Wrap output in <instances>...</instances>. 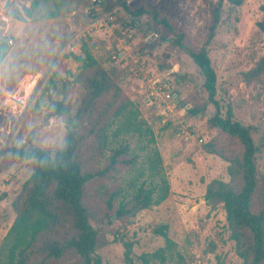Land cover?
Returning <instances> with one entry per match:
<instances>
[{
    "label": "rangeland",
    "instance_id": "obj_1",
    "mask_svg": "<svg viewBox=\"0 0 264 264\" xmlns=\"http://www.w3.org/2000/svg\"><path fill=\"white\" fill-rule=\"evenodd\" d=\"M6 1L0 0V38L9 45L0 62V151L15 144L19 135L24 143L30 138L32 144L49 152L62 145L65 119L47 117V94L53 91L48 92L47 87L58 63L65 64L67 98L75 108L83 95V89L74 83L81 64L70 53L81 55L83 44H87L101 62L111 60L127 70L121 86L151 129L148 134L111 137L106 156L111 148L126 142L137 163L107 184L120 186L128 200L134 192L129 184L143 171L137 185L153 187L159 178L149 175L147 158L155 148L161 154L163 173L170 184L167 198L128 220L118 219L116 213L111 223L100 219L97 253L101 264H144V255L149 264H242L222 205L210 204L205 198L212 180L228 181L229 176L227 162L203 149L217 135L207 124L214 106L208 100L203 76L179 48L163 44L161 35L167 31L149 16L139 20L127 15L121 4L136 7L144 0H57V17L48 16L55 0H40L32 17L26 15L25 7L33 0H11L4 8ZM216 1L146 0V6L170 14L176 27L185 32L186 42L199 49ZM263 19L264 0L226 4L210 47L218 98L224 104L230 102L237 119L253 127L257 142L264 141V84L243 81L241 73L251 69L263 54L264 34L257 26ZM184 100L188 101L185 105ZM195 105L205 110L191 113ZM257 163L264 175V147ZM33 167V162L13 160L6 153L0 157V248L16 216L13 202ZM161 225H167L171 243L155 233ZM0 264H8L5 256Z\"/></svg>",
    "mask_w": 264,
    "mask_h": 264
},
{
    "label": "trees",
    "instance_id": "obj_2",
    "mask_svg": "<svg viewBox=\"0 0 264 264\" xmlns=\"http://www.w3.org/2000/svg\"><path fill=\"white\" fill-rule=\"evenodd\" d=\"M39 1L33 0L30 7H25L28 17L34 15ZM243 3L244 0H217L212 4L206 38L196 49L186 42L185 32L176 27L165 10L148 9L146 0L136 7L121 1L127 15L139 20L149 16L167 31L168 34L161 35L163 44L179 48L199 68L208 100L214 106L207 124L217 132L203 149L227 162L229 176L228 181L212 180L207 185L205 198L210 204L222 205L242 264H264V175L260 174L257 163L264 141L257 142L253 127L237 119L230 102L224 104L218 98V77L210 56L225 5ZM53 5L49 17L59 15L60 2L55 0ZM257 26L264 34V19ZM8 50V43L0 38V62ZM70 56L81 64L74 76V83L83 89L78 104L72 108L68 102L65 64L58 63L47 87L48 92L53 90L47 94V117L65 119L67 132L62 145L49 152L32 144L30 138L24 143L19 135L15 144L0 151V157L6 153L13 160L34 163L32 174L13 202L16 216L0 248V258L5 256L8 264H101L102 258L97 253L100 219L111 223L116 213L118 219L128 220L139 211L163 202L169 194L170 184L156 148L148 155L146 167L151 177L159 178L153 187L137 185L145 174L143 171L129 184L134 192L128 200L124 199L120 186L112 188L107 184L123 169H134L137 163L126 142L111 148L106 156L111 137L148 134L151 129L121 86L127 70L118 68L111 60L101 62L87 44H83L81 55L70 53ZM241 79L264 84V51L251 69L241 73ZM187 102L184 100L182 104ZM202 110L205 108L195 105L190 112ZM154 231L171 243L167 225L158 226ZM141 259L149 264L146 255Z\"/></svg>",
    "mask_w": 264,
    "mask_h": 264
},
{
    "label": "built area",
    "instance_id": "obj_3",
    "mask_svg": "<svg viewBox=\"0 0 264 264\" xmlns=\"http://www.w3.org/2000/svg\"><path fill=\"white\" fill-rule=\"evenodd\" d=\"M113 20H114V17L110 16V17H109V21H113ZM171 95H172V94L168 93V94H167V97L170 98ZM173 103H175V105H176V102H173Z\"/></svg>",
    "mask_w": 264,
    "mask_h": 264
},
{
    "label": "water",
    "instance_id": "obj_4",
    "mask_svg": "<svg viewBox=\"0 0 264 264\" xmlns=\"http://www.w3.org/2000/svg\"><path fill=\"white\" fill-rule=\"evenodd\" d=\"M11 0H7L5 3L4 8H8L10 6Z\"/></svg>",
    "mask_w": 264,
    "mask_h": 264
}]
</instances>
